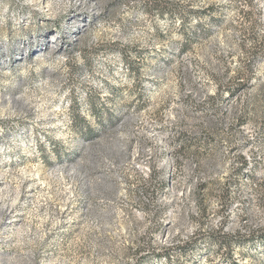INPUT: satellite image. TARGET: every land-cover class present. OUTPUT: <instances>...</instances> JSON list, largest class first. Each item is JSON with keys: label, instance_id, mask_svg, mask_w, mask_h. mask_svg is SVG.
Returning a JSON list of instances; mask_svg holds the SVG:
<instances>
[{"label": "rangeland", "instance_id": "1", "mask_svg": "<svg viewBox=\"0 0 264 264\" xmlns=\"http://www.w3.org/2000/svg\"><path fill=\"white\" fill-rule=\"evenodd\" d=\"M177 3L186 38L159 14ZM239 4L0 0V264H264L262 241L239 242L264 227V110L221 131L250 99L221 102L253 44ZM255 14L264 32V0ZM252 70L264 101V51ZM182 131L199 140L173 156Z\"/></svg>", "mask_w": 264, "mask_h": 264}, {"label": "trees", "instance_id": "2", "mask_svg": "<svg viewBox=\"0 0 264 264\" xmlns=\"http://www.w3.org/2000/svg\"><path fill=\"white\" fill-rule=\"evenodd\" d=\"M236 1L240 3V13L242 14V18L244 20L250 21V30L251 37L253 38V44L251 47L250 58H247V60L243 61L239 67H236V69H233L230 72H226L225 76L221 77V102L236 98L242 93L250 95V99L241 105L239 104L238 106L231 107L226 110L221 109V131H224L225 129L226 132L224 131V134L228 136H231L229 134L233 133H241L244 135V126L251 120L261 119L263 116L262 111L264 110V101L261 96H256V94L251 93L252 88L257 83L254 82L256 77L254 71L252 70V61L256 56L264 51V32L263 29H261L263 26L262 20L260 17H257L256 14L253 16L255 0ZM165 10L168 9H160L159 14L161 16H166V14H171V16H174L176 23L178 24L177 28L182 31L183 38H186V26L189 11L185 9L183 5L178 3L174 9H170L171 11H169V13H165ZM261 87V94H263L264 85ZM210 98L213 99L215 96H211ZM207 128H212L211 123H209ZM198 140L199 138L196 139L190 136L188 133L182 131L172 141L173 146L177 149L175 148L172 151H169V153L173 156L178 153L188 154V152L191 150L192 144H196ZM178 144L179 147H177ZM234 161L235 162L233 164L236 165L232 166L230 172L227 175L221 176V211L223 212L229 211L230 209L229 199L232 198L230 192L231 184L233 182L235 183L242 177V175L250 171V163L245 156L240 154L236 157V159H234ZM176 162L178 161L175 159L174 163ZM152 176L153 173L150 174L149 178H152ZM249 176H251L252 179H255L254 174L251 175L249 173ZM257 182L259 187L262 188L264 181L261 180L256 181V183ZM233 240L239 241L235 238H231V236L228 234H223V236H221V241H219L221 243V248L232 246ZM255 240H260L264 243V227L251 232L246 238L242 236L239 242L248 244L254 242Z\"/></svg>", "mask_w": 264, "mask_h": 264}]
</instances>
